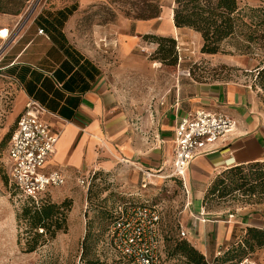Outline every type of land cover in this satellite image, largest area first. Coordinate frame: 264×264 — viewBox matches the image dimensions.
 <instances>
[{
  "label": "rangeland",
  "instance_id": "1",
  "mask_svg": "<svg viewBox=\"0 0 264 264\" xmlns=\"http://www.w3.org/2000/svg\"><path fill=\"white\" fill-rule=\"evenodd\" d=\"M239 1L242 8H264V0ZM156 2L160 5V14L154 18L156 28L162 22L171 23L173 0H0V14L12 20L19 19L20 24L35 10L52 14L75 4L77 8L70 17L74 45L104 72L120 111L138 126L162 97L171 99L178 88L180 94H186L190 92L188 87L194 84L248 85L264 106V87L255 69L264 61V52L256 47L253 54L242 55L234 50L231 42H225L220 52L208 55L201 53L202 39L190 29L183 28L172 36L153 32L134 38L136 35L130 27L128 34L133 37V44L126 51L120 50L116 34L111 30L144 21L141 15ZM159 37L174 39L175 65H168L172 60L169 53H163V60V55L156 53V38ZM168 45L165 44L164 50H168ZM19 91L17 83L0 69V264H119L118 256L108 245L107 229L119 207L126 210L142 203L160 210V264H190L175 251L176 242L181 240L197 250V232L191 231L186 238L179 236L186 205L182 187L177 183L167 186L165 182L152 181L153 184L141 189L138 172L129 164L108 172L93 171L88 188L78 186L74 179L67 194L59 195L54 191L48 194L51 203L60 205L67 201L65 230L51 239L44 235L36 242L35 250L28 252L33 242H27L32 236L25 233V223L16 219L26 201L9 183L6 169L9 135L21 111L16 109ZM225 182L228 184L227 179ZM259 202L257 195L237 191L223 199L209 198L205 212L211 215V220H219L238 206L256 208L264 203ZM211 233L205 244L206 252L202 254L197 250L206 264H236L244 257L238 247L245 234L235 243L230 241L226 246H217ZM249 258L255 261L253 255Z\"/></svg>",
  "mask_w": 264,
  "mask_h": 264
},
{
  "label": "crops",
  "instance_id": "2",
  "mask_svg": "<svg viewBox=\"0 0 264 264\" xmlns=\"http://www.w3.org/2000/svg\"><path fill=\"white\" fill-rule=\"evenodd\" d=\"M70 17L62 21L56 13L35 10L19 24V19L0 14V69L19 86L16 109L21 110L20 115L26 102L34 100L44 109L40 120L58 134L54 154L43 171L61 172L65 183L50 189L48 194L54 191L65 195L74 179L82 175L108 172L128 164L137 170L140 185V169L167 175L172 165V141L178 118L188 112L206 110L227 115L236 129L217 143L213 152L190 163L184 177L186 205L179 227L187 231V236L191 231L197 232L195 246L202 254L211 232L217 246H226L230 241L240 240L249 227L264 230V203L256 208L238 206L219 220H211L203 208V198L218 175L232 167L264 162V106L254 89L234 83L194 84L188 87L190 92L180 94L178 88L171 99L162 97L138 126L120 111L104 72L74 45ZM154 25L155 20L151 19L124 24L111 32L116 34L120 50L126 51L133 44V37L128 34L130 27L134 38L153 32L172 36L182 30L169 21L157 24L156 28ZM39 29L42 34L37 33ZM152 181L163 183L150 179V184ZM164 182L167 186L172 183L181 186L178 180ZM196 219L201 222H195ZM252 255L255 264H264V249Z\"/></svg>",
  "mask_w": 264,
  "mask_h": 264
},
{
  "label": "built area",
  "instance_id": "3",
  "mask_svg": "<svg viewBox=\"0 0 264 264\" xmlns=\"http://www.w3.org/2000/svg\"><path fill=\"white\" fill-rule=\"evenodd\" d=\"M38 34L43 31L39 29ZM161 104V103H160ZM44 109L29 99L18 117L7 148V177L9 183L24 200L39 203L52 188L61 187L65 177L61 172H44L46 162L54 154L58 134L40 120ZM234 121L225 114L196 110L179 117L174 128L172 165L167 175L139 170L141 188L150 185V179L178 180L186 194L184 177L190 163L197 157L213 152L217 143L235 132ZM90 175L76 179L77 185L88 188ZM107 229L111 250L118 256L119 264H160V210L157 206L142 203L122 210ZM202 218V215H199ZM203 220V218L201 219ZM196 219L195 222H201ZM179 236L187 237L180 229ZM236 264H255L246 257Z\"/></svg>",
  "mask_w": 264,
  "mask_h": 264
},
{
  "label": "trees",
  "instance_id": "4",
  "mask_svg": "<svg viewBox=\"0 0 264 264\" xmlns=\"http://www.w3.org/2000/svg\"><path fill=\"white\" fill-rule=\"evenodd\" d=\"M76 8L77 6L73 4L55 13L65 21ZM159 14L160 5L156 2L148 7L141 15V19L151 20L157 18ZM172 22L176 29H190L200 35L203 54H217L225 42H231L234 50L242 55L253 54L254 47L264 52V8H242L239 0H173ZM156 43L158 45L156 53L163 55L162 60L165 59L163 53L167 52L172 57L168 65H175L177 58L174 39L159 37L156 38ZM166 43L169 44L168 50H164ZM255 69H257V78L264 87V61H261ZM226 179L228 184H225ZM14 190L17 191L15 188ZM237 191H241L244 195H257L260 202H264V162L232 167L218 175L203 198L204 211L209 198L223 199ZM25 201L26 205L21 208L16 219L25 223L27 228L25 233L32 236L31 241L27 242L28 244L33 242L28 248V252H31L35 250L36 242L44 235H48L51 239L56 233L65 230L64 210L67 201L58 205L51 203L48 196L37 204L30 199ZM239 244L238 248L244 257L236 263L249 257L256 250L264 249V230L247 228ZM175 251L190 264H206L203 255L185 240L176 242Z\"/></svg>",
  "mask_w": 264,
  "mask_h": 264
},
{
  "label": "bare ground",
  "instance_id": "5",
  "mask_svg": "<svg viewBox=\"0 0 264 264\" xmlns=\"http://www.w3.org/2000/svg\"><path fill=\"white\" fill-rule=\"evenodd\" d=\"M171 23H172V20H171Z\"/></svg>",
  "mask_w": 264,
  "mask_h": 264
}]
</instances>
